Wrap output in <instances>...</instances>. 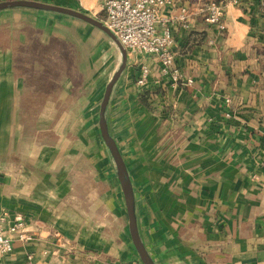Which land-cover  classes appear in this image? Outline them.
I'll list each match as a JSON object with an SVG mask.
<instances>
[{"label":"crops","instance_id":"obj_1","mask_svg":"<svg viewBox=\"0 0 264 264\" xmlns=\"http://www.w3.org/2000/svg\"><path fill=\"white\" fill-rule=\"evenodd\" d=\"M208 1L171 0L160 10L168 20L188 12L187 27L168 23L179 78L163 74L151 56L127 55L106 124L126 165L140 240L155 264H264V0H214L222 5V29L205 22ZM89 2L94 15L97 1ZM0 17V220L21 216L31 236L15 241L0 264L141 261L117 174L109 190L88 198L90 189L55 174L46 155L19 148L5 170L8 117L18 116L19 99L56 97L38 94L36 84L69 81L55 78L59 52L72 35L80 41L86 27L23 7ZM143 64L149 72L138 85ZM110 199L111 210H101Z\"/></svg>","mask_w":264,"mask_h":264},{"label":"rangeland","instance_id":"obj_2","mask_svg":"<svg viewBox=\"0 0 264 264\" xmlns=\"http://www.w3.org/2000/svg\"><path fill=\"white\" fill-rule=\"evenodd\" d=\"M82 1L52 4L79 10L102 21L104 0H96L94 15L91 10L95 8H89V0ZM82 23L86 27L85 34L80 36V41L72 35L63 44L64 50L59 52L58 59L61 66L54 70L56 79L69 81L36 84L35 92L40 95L51 92L56 95L54 99H19L18 116L8 117L2 143L5 170H8V160L14 155L18 158L19 148L33 156L40 153L49 157L50 170L55 174L63 173L69 177L71 185L90 189L87 195L90 198L98 191L109 190L117 174L115 162L101 136L99 120L105 88L121 61V51L101 29L83 20ZM71 31L78 34L83 29L71 25ZM24 85L23 90L28 93L31 84ZM110 201H103L100 209L111 210ZM9 221L1 218L0 223L6 225Z\"/></svg>","mask_w":264,"mask_h":264},{"label":"built area","instance_id":"obj_3","mask_svg":"<svg viewBox=\"0 0 264 264\" xmlns=\"http://www.w3.org/2000/svg\"><path fill=\"white\" fill-rule=\"evenodd\" d=\"M171 0H104L105 11L102 23L115 35L127 55H147L153 57L163 74L179 78L173 67L179 50L173 47V38L168 25L176 21L188 26V12H181L171 19L161 17L160 10ZM201 11L204 20L220 29L224 28L223 9L220 2L211 0L204 4ZM147 65H141L136 79L138 85L144 84L148 75ZM190 82V80H188ZM31 238L25 229L21 216H16L6 225L0 223V255L13 249L14 242H26ZM121 264H143L140 261Z\"/></svg>","mask_w":264,"mask_h":264},{"label":"water","instance_id":"obj_4","mask_svg":"<svg viewBox=\"0 0 264 264\" xmlns=\"http://www.w3.org/2000/svg\"><path fill=\"white\" fill-rule=\"evenodd\" d=\"M16 7L59 12V13L83 20L101 29L108 36H110L118 45L121 51V63H120L118 70L113 74L112 78L106 85L103 99L101 102L99 126H100L101 136L104 140V143L106 147L108 148L115 162V165H116L117 176H118V179H119V182L122 188V192L124 195L126 210L128 214V226H129V231H130L133 245L143 264H155L153 260L151 259V257L149 256V254L147 253L143 243L140 240L138 230H137V225H136L135 211H134L133 190H132V186L130 183V179L128 177L126 165L119 152L116 142L111 137L108 131L106 119H105V108H106L112 87L114 83L116 82V80L118 79L121 71L124 69L126 65V59H127L126 50L122 47V45L120 44L118 39L115 37V35L102 23V21L97 20L96 18L84 12H81L79 10L69 8V7L59 6V5L52 4V3H45V2L32 1V0H2L0 1V11L5 10V9H10V8H16Z\"/></svg>","mask_w":264,"mask_h":264}]
</instances>
